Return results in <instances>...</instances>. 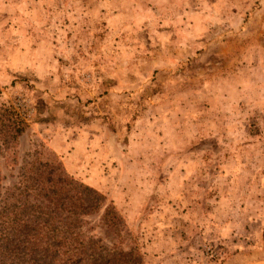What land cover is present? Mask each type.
I'll return each mask as SVG.
<instances>
[{
    "label": "rangeland",
    "instance_id": "374dc122",
    "mask_svg": "<svg viewBox=\"0 0 264 264\" xmlns=\"http://www.w3.org/2000/svg\"><path fill=\"white\" fill-rule=\"evenodd\" d=\"M0 100L28 124L0 153L4 190L34 143L64 164L53 141L74 150L84 134L100 154L77 174L64 166L114 204L122 247L144 264H226L233 235L249 234L248 170L264 167V0H0ZM138 190L147 205L130 216L122 195ZM102 212L83 232L112 246Z\"/></svg>",
    "mask_w": 264,
    "mask_h": 264
},
{
    "label": "trees",
    "instance_id": "16d2710c",
    "mask_svg": "<svg viewBox=\"0 0 264 264\" xmlns=\"http://www.w3.org/2000/svg\"><path fill=\"white\" fill-rule=\"evenodd\" d=\"M27 128L0 100V153L13 150ZM102 210L112 246L83 232L86 218ZM128 234L114 204L74 179L40 141L26 153L15 186L4 190L0 177V264H144L138 248L122 247Z\"/></svg>",
    "mask_w": 264,
    "mask_h": 264
},
{
    "label": "crops",
    "instance_id": "0c3cea01",
    "mask_svg": "<svg viewBox=\"0 0 264 264\" xmlns=\"http://www.w3.org/2000/svg\"><path fill=\"white\" fill-rule=\"evenodd\" d=\"M84 135V134H83ZM83 135L78 137L73 147H69L68 142H63L62 140H54L53 146L56 152L62 156L66 168L71 172V174H77L78 168L82 166V160L87 158H92L100 154L102 146H92L90 144L92 139L85 138ZM87 148H92L89 152ZM71 151V153H70ZM118 154V153H117ZM111 158V157H110ZM77 160L80 162L75 163ZM91 161V162H92ZM90 162V163H91ZM94 166L90 164L84 166V168ZM95 167V166H94ZM124 169L122 168V173ZM222 175H228V173L221 171ZM248 191H251L250 196H248V209H251L250 214H248V235H233L232 243V253L230 260L226 264L233 262L234 264H264V167L259 170H253L249 172L248 170ZM135 191L136 194L128 195L125 193L122 195L125 198L126 206L124 208H132L130 211L131 214L137 216L140 209L147 205L146 201L150 193L148 191ZM253 192V193H252ZM254 192H260L261 196L255 194ZM165 197H167V192H165ZM253 194H255L256 199ZM125 204V202L123 203ZM247 204L245 203V207ZM255 227V231L254 228ZM220 240L222 235H214Z\"/></svg>",
    "mask_w": 264,
    "mask_h": 264
}]
</instances>
